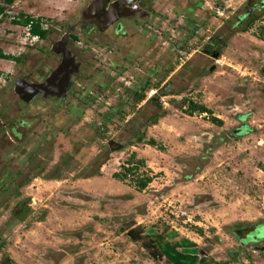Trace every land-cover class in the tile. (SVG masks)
<instances>
[{"label": "rangeland", "instance_id": "374dc122", "mask_svg": "<svg viewBox=\"0 0 264 264\" xmlns=\"http://www.w3.org/2000/svg\"><path fill=\"white\" fill-rule=\"evenodd\" d=\"M82 2L15 0L7 18L0 19V48L7 55L26 53L41 60L44 55L36 51L45 52L48 44L31 40L26 29L11 24L12 17L40 18L50 29L69 19ZM154 2L158 20L142 34L145 40L152 37V44L138 49L129 67L110 65V49L98 42L93 52L80 54L82 76L70 102L80 107L69 109L66 120L54 125L55 105L47 103L40 107L46 114L39 113L22 141L8 128L0 131V264H7L6 258L14 264H224L239 248L231 233L244 240L255 226L264 230V41L256 36L264 28V9L249 26L228 37L222 33L224 48L213 71L208 64L188 75L184 70L212 32L243 15L246 4L264 5V0ZM156 65L162 74H153L145 91L168 94L156 106L162 117L151 120L129 147L110 155L104 150L94 161L101 145L89 124L117 105L121 111L103 123V143L125 132V121L131 127L142 124L143 113L122 94ZM132 66L138 67L134 74ZM13 67L0 61V87ZM7 80L0 88L1 121L16 101L10 91L14 80L11 75ZM84 89L92 102L80 94ZM183 99L205 106L211 115H188ZM145 111L152 115L151 108ZM150 139L156 147L146 145ZM132 154L143 165L124 181L115 180ZM142 176L151 182L138 191ZM17 204L19 218L10 220ZM238 224L247 227L238 230ZM129 230L144 237L133 242ZM150 240L160 258L144 247ZM250 245L247 240V257L241 254L239 264H264V252H252ZM196 247L207 259L192 256Z\"/></svg>", "mask_w": 264, "mask_h": 264}, {"label": "flooded vegetation", "instance_id": "af4514ba", "mask_svg": "<svg viewBox=\"0 0 264 264\" xmlns=\"http://www.w3.org/2000/svg\"><path fill=\"white\" fill-rule=\"evenodd\" d=\"M98 3V4H95ZM95 4V5H94ZM94 6V7H93ZM93 7V8H92ZM264 9V5L261 2H256L251 6L245 5L243 15H235L228 22L216 30L217 32H212L211 36L208 38L207 42L196 52L195 58L191 59L188 66L184 69L185 74H189L193 69L203 70L205 69V64L211 65L209 70H211L216 64L223 52L224 48V35L225 32L228 35L234 32L235 29L243 28L247 24L251 23L254 18H256L259 10ZM156 10L154 0H83L82 4L78 9L72 12L69 19L63 23L55 26L43 27L46 31L44 39H38L36 41L41 43H47L45 52L40 48L36 52L44 55L40 60V57L31 58L27 56L26 53L18 54L13 56L14 61H6L14 64L13 71L10 74L14 80L13 86L11 88V93L14 95L16 100L10 109L7 107V111L2 113L5 118L4 121L0 120L1 126L0 131L8 128L9 135L13 137L16 141H22L24 133L32 129L33 124H35V119L39 118V113L44 112L46 114L47 110L40 111V107L47 103L55 105L53 114L55 117L54 125L60 124L69 116L70 110L75 111L80 106L71 104V99H74L73 89L76 86L77 80H79L80 75L82 76V62H80V54L85 51L90 53L93 52L92 45L95 42L100 43L103 49L109 50L108 53L111 55V63L113 67L119 68V63L124 62L128 67L131 62H135L137 59L138 49L146 50L152 43V37L143 38L142 34L145 32L149 33L156 25ZM161 14L159 13V16ZM158 16V17H159ZM192 24L191 21H187L186 25ZM15 26V25H13ZM57 26V27H56ZM20 27V26H16ZM23 28V27H20ZM25 29V28H24ZM194 29L191 33H194ZM149 30V31H148ZM32 40V39H31ZM69 53L68 58L66 53ZM44 53V54H43ZM140 54V53H139ZM161 56H159L160 58ZM70 61L68 62L67 59ZM5 61V60H2ZM66 62V67L63 68V73L68 78V85L66 87V93L63 92L61 84L56 81L53 86L45 89V92L38 93L34 96L29 97L31 93V86L41 84L45 79L50 76L56 68ZM63 67V66H62ZM215 68V67H214ZM131 73L134 74L138 67L132 66ZM179 73V72H178ZM162 74L161 66H153V68L143 72V76L137 79V82L132 83L128 90H125L122 95L129 96L134 105H136V110L143 113L145 120L142 124L133 123L128 124L129 121H125V132H120L116 136H112L107 141L103 143L102 138L105 129V124L109 120V116H113L112 112L121 111L118 105L111 109V114L102 116L97 123L91 122L89 127L92 128V135H96L99 138L100 148L98 154L95 156L94 161L101 159V156L105 152L110 155L113 152H119L129 147L134 139L137 137V133L142 129L146 128L147 124L151 122L160 111L156 108L160 94L155 93V96L149 100H144L138 102L136 99L142 93L146 94V87L149 85L150 78L152 75ZM10 75L3 79V84L0 88L5 87V81L9 79ZM59 76V78L61 77ZM82 97L88 98L91 101V93L88 94L87 89L80 92ZM146 96V95H145ZM154 99V100H152ZM127 101V98H123L121 105ZM186 99L181 100V105L187 104ZM69 105V106H67ZM68 108V110L66 109ZM152 111V115L146 113V109ZM70 109V110H69ZM154 112V113H153ZM11 113V114H10ZM29 115H33L32 117ZM79 115V114H78ZM105 122V124H103ZM138 126V127H137ZM100 127V128H99ZM234 131H237L234 130ZM142 137V136H141ZM20 204H17L11 212L10 220L18 219L19 213H21ZM240 227H247L246 225H237L236 229ZM253 227V226H251ZM258 226L247 235L244 240H241L236 234L229 233L236 240L239 248L237 252L228 255V261L224 264H239L241 262V254L247 257L246 252L243 251L247 240H250L251 244L249 249L252 252H256L262 247H264V238L249 239L248 236L254 234ZM258 231V230H257ZM259 244V245H258ZM198 248H193L191 254L194 257L198 255ZM264 252V251H263ZM197 253V254H196ZM196 255V256H195ZM205 259V258H204ZM207 259V258H206ZM199 260H203L199 259ZM243 260V258H242ZM247 261V259H246ZM199 264H205L200 262ZM220 264V263H211Z\"/></svg>", "mask_w": 264, "mask_h": 264}, {"label": "trees", "instance_id": "16d2710c", "mask_svg": "<svg viewBox=\"0 0 264 264\" xmlns=\"http://www.w3.org/2000/svg\"><path fill=\"white\" fill-rule=\"evenodd\" d=\"M15 3V0H0V19H4V18H7V9L11 6H13V4ZM254 21V20H253ZM42 19L40 18H34V17H31L29 15H24V14H18L16 17H12L11 19V24L12 25H15V26H20V27H23L25 29L28 30V33H29V37H37L38 39H44L45 38V35H46V31L43 30L42 28ZM252 23V22H251ZM249 23L248 26L251 24ZM245 32V31H244ZM259 34L260 35H256L257 38L260 40V41H264V28H260L259 29ZM0 60H5V61H14L15 58L11 55H7V54H4L1 50H0ZM0 77H1V74H0ZM165 97V96H168L167 93H165L164 90H162L160 92V97ZM145 96L144 94H140L138 97H137V101L140 102L142 100H144ZM185 105V104H184ZM188 106V109L186 110L187 114L188 115H193L194 113H198L199 115H211V112L203 105L201 104H196V103H193V102H188L186 104ZM163 115V112L162 114H159L157 115L153 121H156L158 120L159 118H161ZM212 121L214 123H219L220 125V122H218L216 119H212ZM152 125V124H151ZM154 125V124H153ZM138 141H141V140H138ZM146 145L148 146H152V147H156V142L153 140V139H150L148 141H146ZM143 165V161L142 160H135V156L132 154V156H130V158L127 160V164L124 166L123 168V172L121 174H114L113 175V178L119 182L121 181H124L126 178H128L131 174H133L135 171L138 170V167L139 166H142ZM151 182V178H145V177H139L137 178V190L138 191H142L144 190L148 184ZM19 218V217H18ZM151 232H153L154 234L156 230H149ZM126 235L133 241V242H138L142 239L143 236V233L142 232H137L136 230H129ZM144 247L148 248V249H152L153 248V251L151 252V255L153 258H160L161 255L160 253L155 249L154 247V244H153V241L150 240V242H148L147 244H144ZM7 264H14L13 262H11V260L7 259Z\"/></svg>", "mask_w": 264, "mask_h": 264}, {"label": "water", "instance_id": "95a60500", "mask_svg": "<svg viewBox=\"0 0 264 264\" xmlns=\"http://www.w3.org/2000/svg\"><path fill=\"white\" fill-rule=\"evenodd\" d=\"M95 4H98V3H95ZM94 4V5H95ZM94 7V6H93ZM92 7V8H93ZM66 57L68 58L69 56V53L67 52L66 54ZM66 58V59H67ZM67 61L69 62L70 60L67 59ZM71 62V61H70ZM64 64V62L62 64H60L56 70L50 75L48 76L45 81L41 84H37V85H34V86H31V93L29 94V97L32 98V96L38 94V93H43L45 92V89H48L49 87H54L53 84L56 82V81H59L57 83V85L60 83L61 84V88H63V92L66 93V87H67V83H68V78L65 77V75H61L63 73V68H62V65ZM215 68L213 67L210 71H213ZM61 75V77L59 78V76ZM154 100V99H152ZM256 237L261 239V238H264V230H258L256 232ZM256 252H263L264 251V247L258 249V250H255ZM207 253H205L202 249H199L198 250V258L202 259V258H206L207 257Z\"/></svg>", "mask_w": 264, "mask_h": 264}, {"label": "built area", "instance_id": "2783aa9c", "mask_svg": "<svg viewBox=\"0 0 264 264\" xmlns=\"http://www.w3.org/2000/svg\"><path fill=\"white\" fill-rule=\"evenodd\" d=\"M26 30H27V29H26ZM27 36L29 37L28 30H27ZM32 39H33L34 41L38 40L37 37H32ZM155 93H156L155 90H151V91L147 92V94H146V100H149V99H151L152 97H154V96H155ZM261 145H264V142H263V141L261 142Z\"/></svg>", "mask_w": 264, "mask_h": 264}, {"label": "crops", "instance_id": "0c3cea01", "mask_svg": "<svg viewBox=\"0 0 264 264\" xmlns=\"http://www.w3.org/2000/svg\"><path fill=\"white\" fill-rule=\"evenodd\" d=\"M0 50L2 51L1 48H0ZM2 52H3V51H2ZM3 53H4V52H3ZM4 54H5V53H4ZM0 61H1V60H0ZM4 62H6V61H4ZM175 72H176V69L170 73V76L173 75Z\"/></svg>", "mask_w": 264, "mask_h": 264}, {"label": "bare ground", "instance_id": "6f19581e", "mask_svg": "<svg viewBox=\"0 0 264 264\" xmlns=\"http://www.w3.org/2000/svg\"><path fill=\"white\" fill-rule=\"evenodd\" d=\"M66 65H67L66 62L64 61V64L62 65V66H63L62 68L66 67ZM146 94H147V93H146ZM146 94H145V95H146ZM145 97H146V96H145Z\"/></svg>", "mask_w": 264, "mask_h": 264}, {"label": "clouds", "instance_id": "9594fccd", "mask_svg": "<svg viewBox=\"0 0 264 264\" xmlns=\"http://www.w3.org/2000/svg\"><path fill=\"white\" fill-rule=\"evenodd\" d=\"M31 39H32V37H31ZM156 91V90H155ZM149 92V91H148ZM147 93V92H146Z\"/></svg>", "mask_w": 264, "mask_h": 264}]
</instances>
